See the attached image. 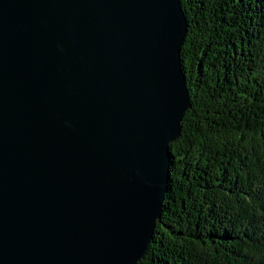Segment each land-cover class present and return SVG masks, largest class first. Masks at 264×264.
I'll list each match as a JSON object with an SVG mask.
<instances>
[{
  "label": "water",
  "instance_id": "water-1",
  "mask_svg": "<svg viewBox=\"0 0 264 264\" xmlns=\"http://www.w3.org/2000/svg\"><path fill=\"white\" fill-rule=\"evenodd\" d=\"M181 0H0V264H137L191 107Z\"/></svg>",
  "mask_w": 264,
  "mask_h": 264
},
{
  "label": "trees",
  "instance_id": "trees-1",
  "mask_svg": "<svg viewBox=\"0 0 264 264\" xmlns=\"http://www.w3.org/2000/svg\"><path fill=\"white\" fill-rule=\"evenodd\" d=\"M191 107L137 264H264V0H181Z\"/></svg>",
  "mask_w": 264,
  "mask_h": 264
}]
</instances>
